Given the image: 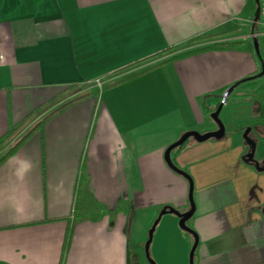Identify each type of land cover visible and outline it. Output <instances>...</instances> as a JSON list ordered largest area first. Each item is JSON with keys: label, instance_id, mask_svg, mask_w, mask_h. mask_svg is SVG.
<instances>
[{"label": "crops", "instance_id": "obj_1", "mask_svg": "<svg viewBox=\"0 0 264 264\" xmlns=\"http://www.w3.org/2000/svg\"><path fill=\"white\" fill-rule=\"evenodd\" d=\"M254 4L0 0V140L38 110L27 124L39 123L71 87L107 81L0 166V264H150L145 245L160 212L190 209L189 182L168 166L167 149L188 131H213L209 116L230 87L259 82L243 32ZM221 39L248 50L152 69ZM262 106L253 121L264 125ZM246 148L238 137L188 140L172 154L194 182L195 264H264V172L245 163ZM193 245L166 215L150 254L190 264Z\"/></svg>", "mask_w": 264, "mask_h": 264}, {"label": "rangeland", "instance_id": "obj_2", "mask_svg": "<svg viewBox=\"0 0 264 264\" xmlns=\"http://www.w3.org/2000/svg\"><path fill=\"white\" fill-rule=\"evenodd\" d=\"M256 8L257 5L254 4L250 13V16L252 18V21L250 23V28L249 30H244L243 32L246 31L244 34H246L245 36H248L247 42L248 44H250L251 51L252 53H254V55H255V51H254L255 44L253 43V41L254 40L257 41V43L259 44L258 48H259L260 56L262 57L264 55V27L261 23V21L263 20L261 18V14H260V20L257 23H254L255 20L254 13ZM215 37L216 36H211L210 38H206V39H211ZM223 41H243V40L221 39L217 42H223ZM255 57L259 60L258 56L255 55ZM261 72L262 69L260 65L259 72L256 74V77ZM257 80H259L257 84H255L252 80L251 82L250 81L244 82L243 84H240L236 88L235 95L230 96V98L233 96L236 97V99L234 98L229 103L227 102L221 114V119L226 126V130H227L226 137H238L240 142H242L243 144H245L243 135L246 129L250 128L251 138L252 140L254 139L256 141L258 146V148L256 149V156L261 157L264 155V141H262V139L264 138V125H262L261 123L260 124L254 123L253 120L259 121L257 119L259 117V114L263 111L262 105H264V75L260 78L258 77ZM102 89L98 88L93 83H86L81 86H77L76 88H72L65 93L64 95L65 97H63L62 102L59 101L58 103H56L53 106L52 110H49V112L58 109L63 104L74 98H77L87 93H92V92L94 93L96 91H101ZM219 105L220 103L217 105V107ZM217 107L212 112H214L217 109ZM210 116L207 123L209 124L211 130H216L218 126L211 119ZM37 123L38 122L36 120H33L29 124L24 125L19 131H17L15 134L10 136L8 139H6L5 142H3L0 145V157L6 154V152L10 149V147L13 146L23 135H25L28 131H30L32 127H34L35 124ZM192 141H195V139L194 138L189 139V142Z\"/></svg>", "mask_w": 264, "mask_h": 264}, {"label": "water", "instance_id": "obj_3", "mask_svg": "<svg viewBox=\"0 0 264 264\" xmlns=\"http://www.w3.org/2000/svg\"><path fill=\"white\" fill-rule=\"evenodd\" d=\"M255 5H257V8L255 9V13H254V18H255L254 23H257L260 20V9H261V5L259 4V0H255ZM253 43L255 44V47H254L255 55L258 56L259 62L261 65V69H262V72L259 73V75L257 76L260 78L264 75V62H263L262 57L260 56V52H259V48H258L259 44L257 43L256 40H254ZM239 85L240 84L237 83L236 85L230 87L223 94L222 101H221L220 105L218 106V108L214 112L211 113L210 117L217 124L218 130L209 131L206 133H200L198 131H188L184 135H182V137L177 142L172 144L167 149V151L165 153V161L168 164V166L177 174L185 177L189 182V185H190V193H189L190 209L186 212H181V211H179L173 207H165L160 212L159 216L154 221L151 229L149 230V238H148V241L145 245L146 258L150 264H156V262L151 257L150 248H151V245L153 243L154 234L156 232V229H157L158 225L160 224L162 218L166 215H175L176 217H178L180 228L184 232L193 236L194 245H193L191 252H190V264H195L194 261H195V254H196L197 248L199 246V236L188 225V222L193 218V216L195 215V212H196V205H195V201H194V182L188 173H186L185 171L180 169L175 164V162L172 158V154L176 149H178L179 147H182L191 138H194L199 143H204V142H207L210 140L221 141L226 137L227 130H226L225 124L223 123V121L221 119V114L224 110L225 105L228 102V99L230 98V96L233 94V92L235 91V89ZM250 132H251V129L247 128L244 135H243V139L245 141V144L250 149V152L246 155V157L244 158V161H245V163L252 165L253 169H255L257 172H264V167H260L259 161L254 159V155H255V152H256V149L258 148V146H257L256 141L254 139L252 140Z\"/></svg>", "mask_w": 264, "mask_h": 264}, {"label": "trees", "instance_id": "obj_4", "mask_svg": "<svg viewBox=\"0 0 264 264\" xmlns=\"http://www.w3.org/2000/svg\"><path fill=\"white\" fill-rule=\"evenodd\" d=\"M207 38H210V37H207ZM203 39H206V38H202V39H198V40H203ZM233 50L234 51H246L248 49H247L246 44L243 41H223V42H216L214 44H211L209 46H206V47H203V48H200V49H196V50H192V51H188V52H184V53L175 55L172 58H170V59L162 62L161 64L153 67L152 69L159 68V67H162L164 65L173 63L175 61H178V60H181V59H184V58H188L190 56L197 55V54H200V53H203V52H207V51H233ZM262 59H263V62H264V55L262 56ZM144 73H146V72H144ZM120 83H122V82H117V83L111 84L107 88L114 87V86H116V85H118ZM76 87L77 86H73L70 89L76 88ZM69 90H67V91H69ZM67 91H65V93ZM94 94L95 93H87V94L81 95V96H79L77 98H74V99L66 102L65 104H63L58 109L53 110L52 112H50L49 114H47L45 117H43L42 120L39 123H37L34 127H32V129L30 131H28L13 146H11L10 149L6 152V154H4L2 157H0V166L7 159H9L11 156H13L19 150V148L23 144H25L31 138L32 135H34L38 131H42L44 129L45 125L50 120H52L54 117H56L57 115H59L60 113H62L63 111H65L66 109L70 108L71 106H74V105H76V104H78V103L86 100L87 98L93 96ZM60 97L55 98L53 100V102L58 101V99ZM42 108H44V107H42ZM38 112H39V110L36 111L35 113H33L32 115H30L28 118H26L22 123H20V124L16 125L15 127H13L11 129V131H9L7 133V135L3 139L0 140V145L3 142H5V140L8 139L10 136H12L17 131H19L24 125H26L31 120V118H33ZM96 218L97 217L95 216L93 219L96 220ZM73 228H74V225L71 226V227L69 226L68 233H67V238H66L67 246L69 245V243H70V241L72 239Z\"/></svg>", "mask_w": 264, "mask_h": 264}, {"label": "built area", "instance_id": "obj_5", "mask_svg": "<svg viewBox=\"0 0 264 264\" xmlns=\"http://www.w3.org/2000/svg\"><path fill=\"white\" fill-rule=\"evenodd\" d=\"M259 4L261 5V9H260V14H261V18L263 19L261 21L263 27H264V0H259ZM107 81H103V80H97L95 82H92L94 85H96L98 88L102 89L104 87V85L106 84Z\"/></svg>", "mask_w": 264, "mask_h": 264}, {"label": "flooded vegetation", "instance_id": "obj_6", "mask_svg": "<svg viewBox=\"0 0 264 264\" xmlns=\"http://www.w3.org/2000/svg\"><path fill=\"white\" fill-rule=\"evenodd\" d=\"M220 103H221V102H220ZM217 108H218V107H217ZM216 130H218V128H217ZM213 131H215V130H213ZM224 139H226V140H231V137H225ZM224 139H223V140H224ZM244 145H245V144H244ZM245 146L247 147V145H245ZM249 152H250V149H249V147H247V150H246V153H245L243 159L246 157V155H247ZM254 159H256L257 161H259V165H260V167H264V155L261 156V157H257V156H256V152H255ZM262 210H263V212H264V207L262 208Z\"/></svg>", "mask_w": 264, "mask_h": 264}]
</instances>
